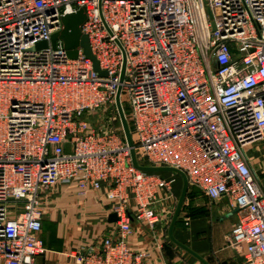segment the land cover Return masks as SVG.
I'll return each instance as SVG.
<instances>
[{"label": "built area", "instance_id": "built-area-1", "mask_svg": "<svg viewBox=\"0 0 264 264\" xmlns=\"http://www.w3.org/2000/svg\"><path fill=\"white\" fill-rule=\"evenodd\" d=\"M81 7L105 76L81 48L71 59L51 43ZM119 85L138 163L225 199L228 245L240 264H264V188L247 152L264 139V0H0V264L44 253L42 195L57 185L101 192L117 217L71 252L78 264H149L129 240L135 225L162 249L179 175L132 164L113 123Z\"/></svg>", "mask_w": 264, "mask_h": 264}, {"label": "crops", "instance_id": "crops-1", "mask_svg": "<svg viewBox=\"0 0 264 264\" xmlns=\"http://www.w3.org/2000/svg\"><path fill=\"white\" fill-rule=\"evenodd\" d=\"M247 152L251 166L264 188V139L248 146ZM55 187L42 195V204L44 201L46 209L40 238L45 251L35 258V264H78L71 252L79 245L91 243L95 236L108 231L109 206L107 201L100 197L101 192H89L81 196L75 186ZM181 187L182 181L176 183L175 192L178 197ZM201 196L205 200L201 201L203 199H200ZM189 205H202L205 213L192 217L189 215ZM235 216V212L230 210L225 199L210 201L199 189L194 188L193 194H186L178 222L174 227V236L198 253L208 264H240L241 253L229 246L226 241V235L235 223ZM134 227L129 240L136 248L151 251L148 257L149 264H159V257L162 258L163 264H202L190 254L185 257L181 254L180 257L167 255L165 245L168 239L164 238L160 227L156 229V241L162 242L160 251L155 247L153 234L148 229L142 225Z\"/></svg>", "mask_w": 264, "mask_h": 264}, {"label": "water", "instance_id": "water-1", "mask_svg": "<svg viewBox=\"0 0 264 264\" xmlns=\"http://www.w3.org/2000/svg\"><path fill=\"white\" fill-rule=\"evenodd\" d=\"M209 16H211L210 13H209ZM61 20H62L63 27L61 30L52 34L51 36L52 45L53 46L55 45L57 39H61L67 51V56L71 59H74L77 57L78 50L79 48H81L83 51V54L92 61L93 69L97 71L100 75L105 76L106 72L99 68L98 62L95 56L91 52L87 35L82 33L81 31V25L86 20V14H85L84 8L81 7L73 13H68V14L63 15L61 17ZM214 27L215 26L212 23V28L214 29ZM45 46H46L45 41H39L37 43V47H45ZM124 70H125V57L123 56V62H122L121 72H120V82H122L124 79ZM120 90H121V86L119 85L117 88L116 95H115V106H116L117 114H118L119 121L121 124L123 136L129 147L130 158H131L132 164L136 168L143 170V171L175 172L178 175H180L182 179V187H181V191H180L176 206L174 208L173 213L169 215L170 221H169V225L167 228L168 239L170 240L172 244L179 247L186 253L190 254L202 264H208L206 260L202 258L198 253H196L194 250H192L190 247H188L184 243L177 240L176 237L174 236V227L178 220L179 214L182 210V207H183V204L186 198V194H187V189H188V179H187L186 174L180 169L170 167V166H150V165H142L138 163L135 150H134L132 134H131V131L128 125V121L126 119L124 108L120 101ZM116 220H117V217L115 213L108 214L107 216L108 223L115 222Z\"/></svg>", "mask_w": 264, "mask_h": 264}, {"label": "rangeland", "instance_id": "rangeland-1", "mask_svg": "<svg viewBox=\"0 0 264 264\" xmlns=\"http://www.w3.org/2000/svg\"><path fill=\"white\" fill-rule=\"evenodd\" d=\"M124 105H126V104H124ZM123 105V106H124ZM117 111V110H116ZM114 112H115V110H114ZM91 120L92 121H97L98 120V116L97 115H93L92 117H91ZM113 123H114V125L115 126H119L120 125V122H119V117L117 116V114H116V119L115 120H113ZM171 172H169V171H165V172H163V174L164 175H169ZM182 181V179H181V177H180V175L179 176H177V184H179L180 182ZM176 185V184H175ZM56 187H53V188H51V189H55ZM50 192L51 190L49 189V190H47V192ZM201 198H203L202 196L200 197V199ZM178 199V198H177ZM202 200H205L204 198L203 199H201V201ZM191 201V200H190ZM190 207H192L193 209H194V211L195 210H197L198 208H203L202 207V205L200 206V205H189ZM43 207H44V212H45V209H46V205L44 204V201H43ZM236 217V216H235ZM95 230H97V228H95ZM94 232H98V231H94ZM168 239V238H167ZM168 241L170 242V240L168 239ZM171 243V242H170ZM172 244V243H171ZM173 245V244H172ZM174 247H166V250H165V252L167 253V255H176V256H179V254H181V256H189L188 255V253H186L185 251H183L182 249H180L179 247H177V246H175V245H173ZM180 257V256H179Z\"/></svg>", "mask_w": 264, "mask_h": 264}, {"label": "trees", "instance_id": "trees-1", "mask_svg": "<svg viewBox=\"0 0 264 264\" xmlns=\"http://www.w3.org/2000/svg\"><path fill=\"white\" fill-rule=\"evenodd\" d=\"M124 108V112H125V115H126V119L128 121V125H129V128H130V131L132 132L133 129H132V126H131V122H130V119H129V112H128V109L126 107V105L123 106ZM194 188L195 187H192V186H188V192H187V195H191L193 194L194 192ZM189 210V215L192 216V217H197V216H200L202 214L205 213V210L202 209V208H198L197 210L194 211V209L192 207L188 208ZM178 222V221H177ZM176 222V223H177ZM176 225V224H175ZM166 247H173V245L168 241V243L165 245V248Z\"/></svg>", "mask_w": 264, "mask_h": 264}]
</instances>
